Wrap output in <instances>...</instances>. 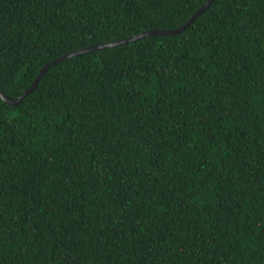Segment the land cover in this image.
I'll return each instance as SVG.
<instances>
[{
  "label": "trees",
  "instance_id": "trees-1",
  "mask_svg": "<svg viewBox=\"0 0 264 264\" xmlns=\"http://www.w3.org/2000/svg\"><path fill=\"white\" fill-rule=\"evenodd\" d=\"M207 1L0 0L13 98L189 22L0 96V264H264V0Z\"/></svg>",
  "mask_w": 264,
  "mask_h": 264
},
{
  "label": "water",
  "instance_id": "water-1",
  "mask_svg": "<svg viewBox=\"0 0 264 264\" xmlns=\"http://www.w3.org/2000/svg\"><path fill=\"white\" fill-rule=\"evenodd\" d=\"M210 1L212 0H208L207 3L205 4L208 5L210 3ZM201 9L203 8H200L198 10L201 11ZM197 12V13H198ZM196 13V14H197ZM195 14V15H196ZM194 18V16H192V19ZM188 23H186L184 26H181L179 28H175V29H169V30H149V31H146L144 33H141V34H138L137 36H133V37H129V38H125V39H120V40H117V41H113V42H109V43H103V44H97V45H91V46H88V47H85V48H82L78 51H75V52H72V53H68V54H65L59 58H57L56 60L50 62V63H47L43 66V68L40 70L39 74L36 76L35 80L33 81V83L30 85V87H28L21 95H19L18 97H10V96H7L5 95L3 92H0V96L3 98L4 101H6L7 103L9 104H12V105H18L22 98L28 93L30 92L32 89H34L38 83V80L39 78L43 75V73L46 71V69L53 63H57L59 61H62L63 59L65 58H68V57H71L73 55H76L78 53H81V52H86V51H91V50H94V49H98V48H104V47H107V46H112V45H116V44H120V43H127L129 41H132V40H135L136 38H139V37H142L144 35H147V34H153V33H162V34H170V33H176L178 31H180L182 28H184L186 25H188Z\"/></svg>",
  "mask_w": 264,
  "mask_h": 264
}]
</instances>
